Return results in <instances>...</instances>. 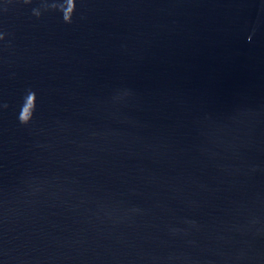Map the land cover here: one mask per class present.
<instances>
[{
  "label": "water",
  "instance_id": "1",
  "mask_svg": "<svg viewBox=\"0 0 264 264\" xmlns=\"http://www.w3.org/2000/svg\"><path fill=\"white\" fill-rule=\"evenodd\" d=\"M0 264H264V0H0Z\"/></svg>",
  "mask_w": 264,
  "mask_h": 264
}]
</instances>
